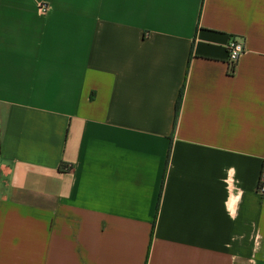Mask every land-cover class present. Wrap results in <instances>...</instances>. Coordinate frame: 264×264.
<instances>
[{
  "label": "crops",
  "instance_id": "0c3cea01",
  "mask_svg": "<svg viewBox=\"0 0 264 264\" xmlns=\"http://www.w3.org/2000/svg\"><path fill=\"white\" fill-rule=\"evenodd\" d=\"M262 174L264 0H0V264H264Z\"/></svg>",
  "mask_w": 264,
  "mask_h": 264
},
{
  "label": "built area",
  "instance_id": "2783aa9c",
  "mask_svg": "<svg viewBox=\"0 0 264 264\" xmlns=\"http://www.w3.org/2000/svg\"><path fill=\"white\" fill-rule=\"evenodd\" d=\"M225 48H226L228 66L230 67V70L233 71L239 57L244 52L243 42L236 37H231L226 42ZM256 191L261 196H264V176L263 174L260 176L258 180Z\"/></svg>",
  "mask_w": 264,
  "mask_h": 264
},
{
  "label": "trees",
  "instance_id": "16d2710c",
  "mask_svg": "<svg viewBox=\"0 0 264 264\" xmlns=\"http://www.w3.org/2000/svg\"><path fill=\"white\" fill-rule=\"evenodd\" d=\"M178 106H179V100H177V103H176V106H175L176 110L178 109Z\"/></svg>",
  "mask_w": 264,
  "mask_h": 264
}]
</instances>
